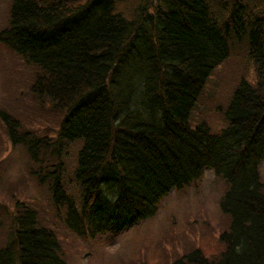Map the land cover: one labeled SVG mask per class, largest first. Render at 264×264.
Masks as SVG:
<instances>
[{"label": "trees", "instance_id": "trees-1", "mask_svg": "<svg viewBox=\"0 0 264 264\" xmlns=\"http://www.w3.org/2000/svg\"><path fill=\"white\" fill-rule=\"evenodd\" d=\"M239 43L254 78L233 88L221 128L192 123L208 77ZM5 51L33 68L34 99L63 110L47 136L23 117L21 81L12 89L20 111L0 99V128L67 229L86 239L121 233L210 169L226 185L219 248L189 242L170 264H264V0H11ZM0 72L3 89L13 86ZM0 228V264H65L31 204L15 200Z\"/></svg>", "mask_w": 264, "mask_h": 264}, {"label": "rangeland", "instance_id": "rangeland-1", "mask_svg": "<svg viewBox=\"0 0 264 264\" xmlns=\"http://www.w3.org/2000/svg\"><path fill=\"white\" fill-rule=\"evenodd\" d=\"M10 2L0 0V26L7 22ZM0 66L8 77L15 79L13 86L3 89L9 80L3 78L0 72V99L5 97L7 105L16 106L20 111V98L12 96V89L21 81L19 92L23 96L22 110L27 118L22 116L29 129L47 136L54 135L63 110L48 103L47 98H44L46 104L43 105L34 99L35 94L29 91L28 85L33 68L9 51L0 56ZM254 75L245 47L242 43L232 44L229 57L208 77L191 115V122L204 120L214 130L221 128L224 125L222 111L233 88L240 78L253 79ZM76 154L77 144H72L65 158L67 170L74 163ZM260 174L264 183V159L260 164ZM0 180V214L5 209H12L15 200L34 206L43 224L55 231L65 264H170L177 255H174L175 250L182 253V247L189 242L202 247L207 254L215 253L219 248L218 232L227 222L219 207L226 185L212 170L207 169L189 185L173 189L165 195L153 216L127 227L121 233L86 239L64 226L59 217L61 210L52 206L47 187L42 188L36 183L28 171L26 155L20 147H13L1 128ZM1 220L6 223L5 217ZM5 234L0 228V244L5 240Z\"/></svg>", "mask_w": 264, "mask_h": 264}, {"label": "bare ground", "instance_id": "bare-ground-1", "mask_svg": "<svg viewBox=\"0 0 264 264\" xmlns=\"http://www.w3.org/2000/svg\"><path fill=\"white\" fill-rule=\"evenodd\" d=\"M252 63V62H251ZM252 67H253V69H254V66H253V63H252ZM255 71V70H254Z\"/></svg>", "mask_w": 264, "mask_h": 264}]
</instances>
